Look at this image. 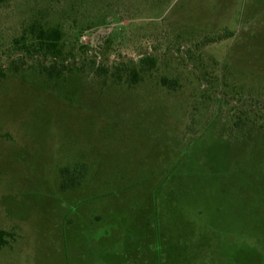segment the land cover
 I'll list each match as a JSON object with an SVG mask.
<instances>
[{
	"label": "rangeland",
	"instance_id": "rangeland-1",
	"mask_svg": "<svg viewBox=\"0 0 264 264\" xmlns=\"http://www.w3.org/2000/svg\"><path fill=\"white\" fill-rule=\"evenodd\" d=\"M39 28L73 70L0 82V264H264V0H0V65Z\"/></svg>",
	"mask_w": 264,
	"mask_h": 264
},
{
	"label": "trees",
	"instance_id": "trees-1",
	"mask_svg": "<svg viewBox=\"0 0 264 264\" xmlns=\"http://www.w3.org/2000/svg\"><path fill=\"white\" fill-rule=\"evenodd\" d=\"M30 36L25 35L14 41L17 48L7 57L8 63L0 65V82L6 78L8 73H18L27 64L26 59L37 61L38 67L49 79H60L66 73L72 72L73 68L63 54L61 47V32L58 29H35L30 32ZM29 38L31 41L29 42ZM158 64L157 58L152 55L142 56L130 69H122L120 64H114L110 67L99 65L98 71L102 74L110 73L116 80L120 81L123 74L132 85L141 81V73L153 71ZM161 83L170 90H176L178 87L176 80L162 78ZM226 96V95H225ZM226 104H230L225 99ZM231 125L232 129H240L253 122L264 127V99L252 98L249 101L241 99V103L232 106ZM64 168L60 171V190L67 191L78 188L82 183L83 172ZM81 169V168H80ZM78 173V176L76 175ZM9 234L0 229V246L6 244V237Z\"/></svg>",
	"mask_w": 264,
	"mask_h": 264
}]
</instances>
